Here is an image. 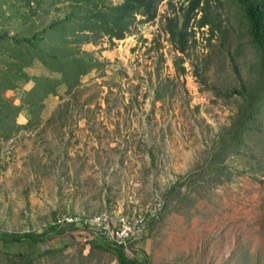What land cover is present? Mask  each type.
<instances>
[{
	"label": "rangeland",
	"instance_id": "374dc122",
	"mask_svg": "<svg viewBox=\"0 0 264 264\" xmlns=\"http://www.w3.org/2000/svg\"><path fill=\"white\" fill-rule=\"evenodd\" d=\"M183 1L173 0L174 9L163 1L153 21L139 16L131 35L115 45L106 37L98 45L71 43L100 65L76 83L53 85L61 75L38 59L23 68L33 80L17 78V66L31 54L12 38L31 37L63 19L77 8L75 0H0V37L6 35L0 39V105L7 107L0 113L10 116L7 124L0 119V234L40 233L64 214L115 212L146 218V234L125 250L151 264H264V172L257 180L249 172L237 175L205 196L193 191L191 204L158 215L167 189L209 158L230 125L239 103L224 95L239 84L234 63L248 79L259 60L234 0H209L212 24L195 28L197 42L179 53L165 32V16L180 12ZM178 57L185 73L175 65ZM36 78L48 79L45 86L55 94L43 97ZM245 160L231 156L228 163L247 168ZM250 162L261 165L264 158ZM71 242L56 236L38 243L40 251H58L37 264H118L109 250L85 252ZM35 247L25 242L8 249L31 254ZM6 250L0 241V264H24Z\"/></svg>",
	"mask_w": 264,
	"mask_h": 264
},
{
	"label": "trees",
	"instance_id": "16d2710c",
	"mask_svg": "<svg viewBox=\"0 0 264 264\" xmlns=\"http://www.w3.org/2000/svg\"><path fill=\"white\" fill-rule=\"evenodd\" d=\"M163 1L165 0H121L118 4H107L106 0H75L77 8L63 19L52 22L48 27L36 32L31 37L19 39L14 36L12 38L16 46L25 44L31 54L30 60L17 66L20 71L17 78H25L26 81L33 80V77L26 74L23 68L30 66L31 60L38 59L51 72L61 75L62 80L52 81L53 85L79 80L91 69L99 66L100 62L90 60L85 53L72 50L69 48L71 43L98 45L106 37L111 45H115L116 40H124L131 35L132 28L139 16L142 18L141 22L144 23L155 20L158 16V7ZM234 1L240 4L247 18L248 32L258 52L257 70L254 75L244 79L239 67L234 63L233 70L239 84L237 87L227 90L224 95L227 99L235 97L239 103L237 110L231 116L230 125L218 134L209 158L189 176L178 177L177 182L167 189L158 213V215L161 214L159 218L173 209L182 208L180 203L186 206L191 204L194 192H199V196H205L204 192L209 188L229 183L237 175L249 172L251 177L257 180L258 172H264V164L258 165L250 162L251 159L257 160L259 155L264 158V0ZM167 2L174 9L173 0H167ZM179 10L180 12H176L172 16H165V32L176 50L185 54L188 48L197 42L195 28L199 30L212 24L209 0H184ZM199 13H201V17H198ZM213 32L211 31L212 35ZM69 33L74 37H68ZM5 37L6 35L1 36L0 39ZM44 41L48 42L49 47L40 46V43ZM23 53L20 50L17 56H21ZM183 63V57H178L175 61L180 73L186 71L182 66ZM9 64L15 65L11 61ZM2 74L7 75L4 71ZM36 80L40 81L36 90L43 97L50 91L55 94L53 89L45 86L46 82H49L48 79L36 78ZM76 82L73 81V83ZM17 86L15 84L12 88L15 89ZM2 108L6 109L7 107L0 105V109ZM21 109L22 107L19 106L16 113ZM9 118L7 113L3 115L0 113V119L6 120V124ZM11 125L14 128V119H12ZM231 156L246 158L244 164L248 167L232 168L228 163V158ZM85 234L86 231L81 225H52L40 233H2L0 241L7 248L3 252L5 255H8L9 258H24V264H37L36 260L39 257L57 252L58 249L40 251L35 247L38 243L56 236L71 238L73 242L80 243L82 251L85 252L94 249L109 250L114 253L118 264H151L147 256L138 257L136 252L133 256H129L125 246L114 248L108 243L84 242ZM25 242L35 247L33 253L30 254L27 251L13 253L8 249L11 245H22ZM73 242L69 244H73ZM69 244L66 243L64 248L59 250L63 251Z\"/></svg>",
	"mask_w": 264,
	"mask_h": 264
},
{
	"label": "built area",
	"instance_id": "2783aa9c",
	"mask_svg": "<svg viewBox=\"0 0 264 264\" xmlns=\"http://www.w3.org/2000/svg\"><path fill=\"white\" fill-rule=\"evenodd\" d=\"M145 223L146 218L141 215L130 217L104 211L95 215L64 214L58 216L52 225H81L86 231L84 242H103L119 248L146 234Z\"/></svg>",
	"mask_w": 264,
	"mask_h": 264
},
{
	"label": "crops",
	"instance_id": "0c3cea01",
	"mask_svg": "<svg viewBox=\"0 0 264 264\" xmlns=\"http://www.w3.org/2000/svg\"><path fill=\"white\" fill-rule=\"evenodd\" d=\"M30 110V109H29ZM31 111V110H30ZM27 114H29V116H28V118L30 119L31 118V113H27ZM96 244H102V243H96Z\"/></svg>",
	"mask_w": 264,
	"mask_h": 264
}]
</instances>
